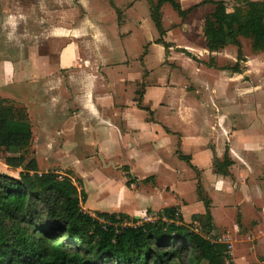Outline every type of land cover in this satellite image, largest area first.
Masks as SVG:
<instances>
[{
	"label": "rangeland",
	"instance_id": "1",
	"mask_svg": "<svg viewBox=\"0 0 264 264\" xmlns=\"http://www.w3.org/2000/svg\"><path fill=\"white\" fill-rule=\"evenodd\" d=\"M175 1L182 14L168 1L159 7L163 34L157 31L151 16L152 22L140 34L81 33L73 40L77 42V64L63 70L54 68L53 63L62 41L59 27L62 25L63 31L70 29L86 9L76 0H0V10L5 9L0 17L13 15L5 21H12V31L20 46L18 53L45 54L53 63L51 69L44 67L46 74L36 80L30 91L21 89L15 98H3L6 105L28 114L32 138L23 151L24 164L34 158L38 173L69 176L85 192L81 207L92 215L124 212L137 221H150L159 217L163 207L174 206L190 228L213 241L226 243L233 263L264 264V225L259 231L253 229L250 221L240 222L239 212L220 220L221 209L214 207L219 225L206 233L192 217L194 213H203L205 203H209L202 167L206 162L193 138L187 137L182 144L181 135L175 133L174 141L169 139L162 149L147 141L139 142L141 136H129L123 141L112 138L108 144L110 140L103 131L90 127L88 113L96 114V110L103 117L99 122L112 126L107 121L111 118L118 128H122V120L117 113L125 107L139 109L146 120L153 119L159 108L171 106L170 97L172 104L183 105L184 109L194 107L192 115H182L184 122L193 116L195 125L205 130L211 124V129L225 124L227 132L239 133V141L245 134L249 140L253 129L262 133L264 51L255 52L251 40L244 36L238 37V46L228 43L215 52L207 51L202 28L213 4L210 0ZM224 2L228 11L239 4L238 0ZM144 4L149 11L148 0ZM107 5L119 22L127 5ZM93 8L97 10L94 4ZM67 30L65 34L71 36L73 33ZM238 48L247 60L243 67L247 71L235 78L227 67L236 61ZM169 50L175 52L169 55ZM204 63L215 70L204 71ZM189 65L199 69L189 70ZM147 86L154 91L150 88L144 96ZM5 90L0 88V94L4 95ZM204 103L213 108L219 103L221 114L214 115L211 108L200 107ZM82 125L85 126L81 128ZM133 131L147 132L144 127L127 132ZM127 139L139 143L132 141L125 146ZM210 140L211 137L197 146L202 149L207 144L212 149ZM9 154L0 149V172L17 175L22 167L12 168L4 163ZM144 154L156 157L147 162ZM209 166L214 169L211 162ZM245 167L248 169V165ZM243 182L241 179L240 183Z\"/></svg>",
	"mask_w": 264,
	"mask_h": 264
},
{
	"label": "trees",
	"instance_id": "2",
	"mask_svg": "<svg viewBox=\"0 0 264 264\" xmlns=\"http://www.w3.org/2000/svg\"><path fill=\"white\" fill-rule=\"evenodd\" d=\"M164 1L183 13L175 0H148L160 34ZM238 1L228 11L224 0H210L213 9L202 28L209 51L228 43L238 46L239 36L249 38L255 52L264 51V0ZM245 60L238 48L227 69L240 73ZM31 138L27 112L0 98V149L10 153L4 163L22 167L17 176L0 172V264H235L226 243L190 228L174 206L163 207L150 221L124 212L85 211V192L69 176L38 173L34 158L24 164ZM230 164L227 149L222 159H212L219 174H227ZM208 205L192 216L206 233L215 227Z\"/></svg>",
	"mask_w": 264,
	"mask_h": 264
},
{
	"label": "crops",
	"instance_id": "3",
	"mask_svg": "<svg viewBox=\"0 0 264 264\" xmlns=\"http://www.w3.org/2000/svg\"><path fill=\"white\" fill-rule=\"evenodd\" d=\"M76 1H78V3L81 4V8L86 9V11L85 13H80L81 17L79 16V20L76 21V24L72 25L70 29L67 30V27L65 26V31H63V27H61L62 25L59 27V30L62 31V34H60L62 41L60 49L56 53L55 61L53 62L54 68L56 69L66 70L69 66L77 64V42L73 40H76V37L81 35V33L92 35L93 33L95 34L98 32H112L117 35L124 34L128 36L130 34H137L136 32L140 34L142 30L148 27V23L152 22L148 9H145V0ZM111 2H123L127 5L122 12V17L119 22L116 18L115 12L107 5ZM93 4L97 9L96 11L93 8ZM4 10L5 9L3 8L0 10V15ZM7 17L11 19L13 15L4 14L3 17H0V88L6 89L4 95L0 94V98L10 99L15 98V94L21 89L30 91V87L31 89L34 88L33 86L37 83L36 80L39 79L40 76L46 74L44 67L46 66L51 69L53 63L50 62L49 58H47V55L45 54L33 52L30 55V51H28L29 53L27 55L19 54L18 50L20 46L18 44V37L16 34H13L12 21H5ZM59 17L60 19H64V21L66 20V18L61 17L60 15ZM66 30L73 34L71 36L70 34H65L67 33ZM67 35H69V37H67ZM13 51L15 52L13 53ZM174 52V50H169L168 54L170 55ZM212 52L215 51H211V53ZM169 55L168 57H171ZM186 57L190 59L188 55ZM245 62L243 63V66L244 64L245 66L247 65V60H245ZM180 67L182 68L181 64ZM197 67L199 66L193 67L192 65H189V70H193ZM203 68L204 71L215 70L213 66H208L205 63ZM244 71H247V69H242L240 73L231 71L230 73L233 74V77L235 76V78H237L241 76ZM219 79L224 81L222 78ZM150 88L153 90V87H146L144 96L149 93ZM160 88L165 89L164 87ZM166 96L169 97L168 95ZM110 97L111 99L113 98L112 93ZM168 99L171 106L169 105L159 108V112H157V114L155 112L153 119L149 120L144 118L145 116L143 111L132 107H125L117 113L120 115V119L122 120V123H119V125L122 126V128L119 127L120 129L116 126L113 119L109 118L107 120L112 125L107 126L106 124L99 122V118L103 119V117L97 110L96 114L90 112L88 113L91 118L90 127L92 130L96 129V132L103 131L104 135H106V137L110 140L108 141V144H110L109 142H111L112 138L123 141L125 138H129V136H141V140L139 142L147 141L148 144H151V146L152 144L155 147L159 145V148L162 149L168 145L169 139L174 141L175 133H179L181 135L182 144L186 143L185 140L187 137L188 140L193 138L196 141L195 146L198 147L197 149L200 150L201 157L206 162V165L202 166L205 168L203 171L205 176L204 178L206 179L204 184L208 186V190H206L209 199L208 208L214 226L218 227L219 225V223L217 224L215 221L214 207H220V211L222 213L220 214V220H223L226 216H231V213L236 215L239 212L240 222L243 223V221H250L252 228L259 231L262 225H264V130L262 133H259L258 130L254 131L253 129V133L249 140L246 138V134L244 132L245 135L239 141V133L234 130L227 132L225 124H222L219 127L216 126L214 129L210 128L211 124L206 127L209 129L205 130V128L195 125L193 116L192 119L187 116V121L184 122L185 119H182V115H192L194 107L190 105V107L184 109L183 105L178 106L177 104H172L173 101L171 98L169 97ZM200 107L211 108L214 110V115L221 114L219 113V103L216 108H213L210 104L206 103ZM77 113L78 112L76 111L73 116ZM79 125L80 124H78V126ZM78 126L76 128H78ZM84 126L85 125H82L81 128ZM134 127H144L147 132H145V134L136 131L128 133ZM223 131H225V133ZM210 137V146H212V149L207 144H205L202 149H200L201 146H197L202 141L210 139ZM132 141L133 140L127 139L125 146ZM133 142L135 143L136 141ZM101 143L103 142H99V144ZM224 144L227 145L226 149L231 160V164L228 167L227 174H219L209 165L210 162L212 163L211 158L213 159L215 157L222 159L223 154L226 151ZM200 155H198V158ZM144 156L147 162L149 159H154L156 157L150 156L149 154H144ZM192 156L193 159H195L196 155L194 153ZM245 164L248 165V169H246ZM144 169L145 168L142 170ZM241 179L244 180L242 184L240 183ZM203 210H205V208H203ZM197 211L201 212L202 210L198 209ZM262 242V245L264 246V241Z\"/></svg>",
	"mask_w": 264,
	"mask_h": 264
}]
</instances>
